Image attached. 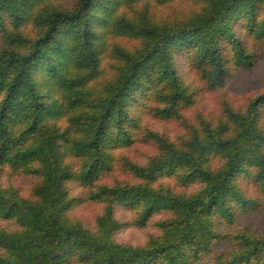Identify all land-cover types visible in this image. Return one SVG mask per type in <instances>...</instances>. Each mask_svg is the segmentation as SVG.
Returning <instances> with one entry per match:
<instances>
[{
    "label": "trees",
    "instance_id": "1",
    "mask_svg": "<svg viewBox=\"0 0 264 264\" xmlns=\"http://www.w3.org/2000/svg\"><path fill=\"white\" fill-rule=\"evenodd\" d=\"M262 65L264 0H0V264H264Z\"/></svg>",
    "mask_w": 264,
    "mask_h": 264
},
{
    "label": "rangeland",
    "instance_id": "2",
    "mask_svg": "<svg viewBox=\"0 0 264 264\" xmlns=\"http://www.w3.org/2000/svg\"><path fill=\"white\" fill-rule=\"evenodd\" d=\"M264 81V65L250 75L242 77L239 82L230 86L227 91V98L231 103H242L247 97L254 94ZM200 108L206 113H212L216 110L212 98H204L200 103ZM24 184V183H23ZM131 238L139 239L135 233L128 235Z\"/></svg>",
    "mask_w": 264,
    "mask_h": 264
}]
</instances>
